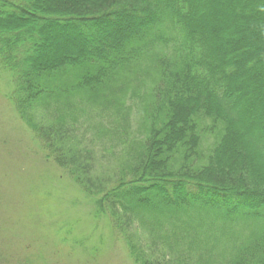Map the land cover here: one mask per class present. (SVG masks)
<instances>
[{
    "label": "trees",
    "instance_id": "obj_1",
    "mask_svg": "<svg viewBox=\"0 0 264 264\" xmlns=\"http://www.w3.org/2000/svg\"><path fill=\"white\" fill-rule=\"evenodd\" d=\"M0 66L46 158L113 231L128 238L146 215L176 221L215 211L210 226L201 219L182 230L229 236L227 264H264V0H0ZM150 69L153 101L140 131L123 133L131 162L103 182L93 145L119 135V125L100 124L85 143L77 130L87 110L74 114L72 103L126 116L142 95L128 84ZM246 221L250 235L235 236ZM127 246L135 264H159L132 236Z\"/></svg>",
    "mask_w": 264,
    "mask_h": 264
},
{
    "label": "rangeland",
    "instance_id": "obj_2",
    "mask_svg": "<svg viewBox=\"0 0 264 264\" xmlns=\"http://www.w3.org/2000/svg\"><path fill=\"white\" fill-rule=\"evenodd\" d=\"M50 40L54 39L50 37ZM149 72L146 80L134 77L128 84L129 89L142 95L138 101L134 97L136 105L132 100L128 102L133 107L126 116L118 117L110 109L103 111L106 105L99 106L98 110L107 112L100 114L90 107L93 106L90 101L72 103L74 114L83 107L87 110L77 130L85 143L93 138L100 124L119 125L115 130L119 135L93 145L97 163L95 175L103 182L113 179L131 162L132 157L125 154L129 143L123 133L140 131L141 110L147 102L153 101V69ZM122 88V85L117 86L120 98ZM14 90L11 75L0 66V264H135L127 246L131 236L133 242L159 264H180V259L194 264L230 261L235 246L229 236L206 239L196 231L186 234L182 230L189 225L195 228L201 219L210 226L215 211L209 216L195 214L193 218L184 216L176 221H161L163 219L146 215L144 220H135L127 231L128 238L113 231L108 216H95L94 199L52 159L46 158L41 141L17 113L11 100ZM128 97L126 95L125 99ZM46 114L51 119V115ZM32 116L38 122L44 112L34 110ZM141 133L135 135L138 140ZM139 151L138 146L137 154ZM134 154L135 151L131 152V156ZM246 222L244 226L242 223L236 226L235 236L247 238L250 235L251 230L246 227L249 222ZM222 225L216 222L214 228L221 229Z\"/></svg>",
    "mask_w": 264,
    "mask_h": 264
}]
</instances>
